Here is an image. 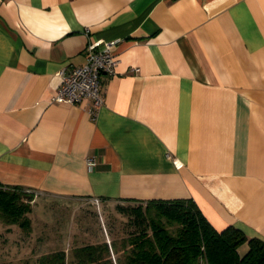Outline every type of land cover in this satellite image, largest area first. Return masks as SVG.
Returning <instances> with one entry per match:
<instances>
[{"label":"crops","instance_id":"1","mask_svg":"<svg viewBox=\"0 0 264 264\" xmlns=\"http://www.w3.org/2000/svg\"><path fill=\"white\" fill-rule=\"evenodd\" d=\"M96 40L118 61L96 113L52 102ZM0 183L62 203L191 198L217 231L264 240V0H0ZM32 211L29 232L0 221V262L38 248Z\"/></svg>","mask_w":264,"mask_h":264},{"label":"trees","instance_id":"2","mask_svg":"<svg viewBox=\"0 0 264 264\" xmlns=\"http://www.w3.org/2000/svg\"><path fill=\"white\" fill-rule=\"evenodd\" d=\"M33 200V190L0 183V221L29 232ZM118 208L134 215L135 231L109 242L72 246L69 254L64 249L45 252L36 264H264V240L247 237L234 226L217 231L191 198ZM243 243L247 249L240 253Z\"/></svg>","mask_w":264,"mask_h":264},{"label":"rangeland","instance_id":"3","mask_svg":"<svg viewBox=\"0 0 264 264\" xmlns=\"http://www.w3.org/2000/svg\"><path fill=\"white\" fill-rule=\"evenodd\" d=\"M35 194L34 192L32 205L35 208L34 218L37 219L38 224L37 232L41 235L39 246L38 248L35 245L32 246L29 249L30 252L27 250V253H31L30 257L4 263L21 264L24 261L27 264H36L39 256L35 255L37 253L64 248L69 254L72 246L103 240L111 241L113 238H120L137 229L133 214L119 210L118 204L108 205L99 197L100 209H97V205L92 203L91 198L87 201L62 203L59 199L40 195L36 197ZM2 245L0 243V260L11 258L7 249L3 250L7 246L2 247Z\"/></svg>","mask_w":264,"mask_h":264},{"label":"built area","instance_id":"4","mask_svg":"<svg viewBox=\"0 0 264 264\" xmlns=\"http://www.w3.org/2000/svg\"><path fill=\"white\" fill-rule=\"evenodd\" d=\"M115 43L116 40H96L89 43L85 48L84 63L58 72L60 83L51 101L75 104L88 99L91 101L88 111L95 114L103 101L102 82L115 73L118 62L113 54ZM87 162L94 163L92 159H88ZM90 200L97 205V209H100L98 197H92Z\"/></svg>","mask_w":264,"mask_h":264}]
</instances>
